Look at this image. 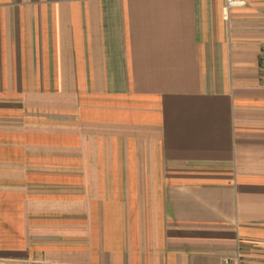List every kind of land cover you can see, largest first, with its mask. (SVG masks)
I'll use <instances>...</instances> for the list:
<instances>
[{
    "label": "crops",
    "instance_id": "crops-1",
    "mask_svg": "<svg viewBox=\"0 0 264 264\" xmlns=\"http://www.w3.org/2000/svg\"><path fill=\"white\" fill-rule=\"evenodd\" d=\"M0 0V264H264V0Z\"/></svg>",
    "mask_w": 264,
    "mask_h": 264
},
{
    "label": "built area",
    "instance_id": "built-area-1",
    "mask_svg": "<svg viewBox=\"0 0 264 264\" xmlns=\"http://www.w3.org/2000/svg\"><path fill=\"white\" fill-rule=\"evenodd\" d=\"M228 1V4L230 6H234V5H240L243 3V1H240V0H227ZM224 264H231V260L230 259H225V262Z\"/></svg>",
    "mask_w": 264,
    "mask_h": 264
}]
</instances>
